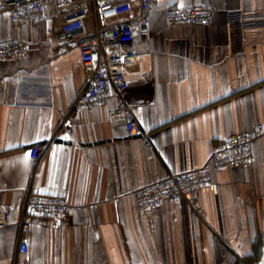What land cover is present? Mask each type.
I'll list each match as a JSON object with an SVG mask.
<instances>
[{"label": "crops", "instance_id": "crops-1", "mask_svg": "<svg viewBox=\"0 0 264 264\" xmlns=\"http://www.w3.org/2000/svg\"><path fill=\"white\" fill-rule=\"evenodd\" d=\"M193 4L213 5L214 22L168 24L167 8ZM65 15L50 5L45 21L13 26L0 12V39L29 48L0 60V204L20 205L32 189L74 205L64 221L33 220L27 263L14 211L0 264H264V133L252 163L215 171L196 192L201 213L185 200L141 211L135 197L171 172L205 165L217 142L264 124V0L152 1L129 95L157 147L153 158L141 135L109 122L106 106L63 122L87 83L77 43L57 39ZM87 25L94 29V16ZM39 143L49 148L35 164Z\"/></svg>", "mask_w": 264, "mask_h": 264}, {"label": "built area", "instance_id": "built-area-1", "mask_svg": "<svg viewBox=\"0 0 264 264\" xmlns=\"http://www.w3.org/2000/svg\"><path fill=\"white\" fill-rule=\"evenodd\" d=\"M135 1L140 11L134 13ZM153 0H0V12H7L13 26L36 24L47 19V9L55 5L66 15L61 23L59 42H76L81 62L87 72V83L76 97L64 123L74 113L97 107H108L109 122L124 126L130 136L141 135L150 158L158 154L152 135L146 131L131 100L129 75L132 66L142 73L141 56L135 51L136 35L149 34L146 20ZM95 3L92 12L82 7ZM168 24L208 26L214 22L215 9L211 4H193L169 7L165 11ZM94 16L95 26L90 30L87 18ZM29 48L15 36L0 39V60L24 56ZM111 103H113L111 105ZM264 133V124L252 130L233 135L215 144L208 162L194 170L171 172L160 181L136 190L135 197L141 211H156L163 203L178 204L185 200L198 213L201 202L196 192L213 183L215 171L252 163L255 159V142ZM48 143L31 148V158L38 163L47 152ZM20 211L19 257L30 260L31 227L35 218L64 221L73 213L74 205L66 197L36 193L28 189L23 203L0 204V239L11 224L14 211Z\"/></svg>", "mask_w": 264, "mask_h": 264}]
</instances>
